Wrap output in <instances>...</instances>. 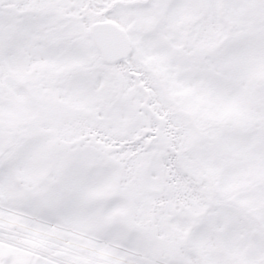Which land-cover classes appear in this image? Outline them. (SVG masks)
I'll return each mask as SVG.
<instances>
[{"label": "snow or ice", "instance_id": "1", "mask_svg": "<svg viewBox=\"0 0 264 264\" xmlns=\"http://www.w3.org/2000/svg\"><path fill=\"white\" fill-rule=\"evenodd\" d=\"M0 264H264V0H0Z\"/></svg>", "mask_w": 264, "mask_h": 264}]
</instances>
